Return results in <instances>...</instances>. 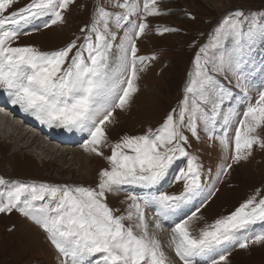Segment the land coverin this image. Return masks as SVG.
<instances>
[{
	"label": "snow or ice",
	"instance_id": "snow-or-ice-1",
	"mask_svg": "<svg viewBox=\"0 0 264 264\" xmlns=\"http://www.w3.org/2000/svg\"><path fill=\"white\" fill-rule=\"evenodd\" d=\"M17 3L0 0V89L43 124L86 131L85 152L105 157L107 146L111 154L95 186L13 182L0 191V213L16 210L39 226L57 264H230V246H264L261 190L198 231L191 227L203 219L198 213L218 191L215 184L257 146L264 149V21L255 13L227 15L195 53L182 99L161 125L112 143L107 128L116 110L130 106L146 62L156 59L140 55L137 41L150 30L149 17L161 15L158 0H98L91 26L81 29L83 43L77 37L51 51L16 41L38 19L47 18L45 28L63 23L75 0H29L14 8ZM125 24L131 27L120 38L117 29ZM218 125L233 134L217 137ZM201 131L219 140L223 162L200 206L180 217L182 207L205 191L203 166L189 151L190 137L201 139ZM181 158L186 168L174 180L183 182L182 190H159ZM7 183L0 178V185ZM125 186L141 191H128L122 208L111 207L108 195ZM172 217L167 246L175 259L158 236L161 220Z\"/></svg>",
	"mask_w": 264,
	"mask_h": 264
},
{
	"label": "rangeland",
	"instance_id": "rangeland-1",
	"mask_svg": "<svg viewBox=\"0 0 264 264\" xmlns=\"http://www.w3.org/2000/svg\"><path fill=\"white\" fill-rule=\"evenodd\" d=\"M97 2L98 0H75L65 13L63 23L45 28L43 24L47 18L38 19L25 26L24 31L28 34L21 35L16 43L21 46L31 45L42 51L59 49L77 37H81L78 43H83L81 29L91 26L93 9ZM158 2L161 15L149 17L150 30L137 41L140 55H154L156 59L146 62L148 66L140 74L138 81L139 91L134 95L130 106L125 110H116L115 122L107 128L109 141L112 143L123 135H140L148 128L156 129L161 125L166 115L171 109L176 108L182 99L189 73L193 70L195 53L200 46L208 42L214 29L227 15L236 11L245 14L255 13L258 19L264 21V0H158ZM27 3L29 0H18L14 8L23 7ZM132 19L136 20V17ZM130 27V24H125L122 30L117 29L120 38H123L124 32ZM165 27L177 31L163 34L156 32L157 28ZM30 125L40 131L38 125ZM78 131L88 137L86 131L79 129ZM225 131L229 135L233 134L231 128L226 129L218 125L215 135L219 137ZM186 134L190 136L189 133ZM38 135L41 136L39 133ZM200 135L199 140L190 137L189 151L198 157L199 163L203 166L202 180L205 191L189 202V204L195 202V206L187 215L195 211L206 198L207 190L212 187L224 156L218 139H209L203 131ZM12 139L13 137L11 139L0 137V178L8 182L6 185H0V191H5L13 182L95 186L99 170L109 167L105 157L111 154V150L107 146L103 148L105 157L89 154L87 162L90 164V174L80 175L79 162L69 159L70 155H65V158L55 155L54 158L48 153L50 151L41 152L34 144L14 153V149L22 143L27 145L28 142H24L29 139L21 140L17 144H14ZM45 143L47 147L54 146ZM51 149L58 151L56 147ZM59 150L64 151V154L68 152L61 147ZM181 168H186L185 158H181L173 165L159 190L169 193L181 191L183 182L174 180ZM215 188L218 189L216 194L198 213L203 219L194 221L191 225L194 232L198 231L205 221L211 223L218 216L234 210L256 190L264 192V149L257 146L253 155L248 160L235 164L229 175L215 184ZM128 191L139 192L141 189L125 186L124 190L110 193L109 205L122 208L121 202ZM189 204L183 207L188 208ZM147 211L148 214L154 212L152 207ZM31 227H35V230L28 232ZM48 251L52 252L50 257L56 261L58 254L55 248L47 240L46 233L32 220L16 210L11 213H0V264H47L49 257L44 256L45 258L41 259L42 257H37V253ZM229 251L230 264H264V246L254 245L248 249L230 246ZM172 258L175 259L173 253Z\"/></svg>",
	"mask_w": 264,
	"mask_h": 264
},
{
	"label": "bare ground",
	"instance_id": "bare-ground-1",
	"mask_svg": "<svg viewBox=\"0 0 264 264\" xmlns=\"http://www.w3.org/2000/svg\"><path fill=\"white\" fill-rule=\"evenodd\" d=\"M0 103L6 104V105H0L6 110L4 114L3 108L0 109V134L2 135L0 137L9 138V139L13 137L14 140L13 139L12 140L14 141V144L21 142V140L29 139L24 142V143L28 142L27 145L22 143L20 146L14 149L13 151L14 153L15 152L17 153V150L21 151L23 148H26L27 146H31L32 144H34L37 146V148H39L38 150H40L41 152H46L47 150L50 151L48 153H51L52 157L54 158L55 155H58L59 157L62 158H65V155H70L69 159L79 162L80 175L83 173L86 175L90 174V169H89L90 164L88 165L87 162V158L89 157L90 152L89 153L85 152L83 148V143L86 142L88 137H85V135L80 131H78V129L75 128L70 129L62 125H56V124L50 126L41 123L31 113L24 112L19 105H13L11 103V98L8 96L7 92L3 89H0ZM8 111L10 112V114L9 113L6 114V112ZM30 124H33L34 126L38 125L40 131L37 129V127H31ZM38 133L43 137L39 136ZM45 142L52 144V146L54 145L53 147H56L58 151L51 149L53 147L51 148L47 147ZM79 145L80 147H78ZM60 147L66 149L68 151L67 152L68 154L67 153L64 154L63 153L64 151L62 152V150H59ZM194 206H195V202H192L189 204L188 208L182 207V209L179 212V216L183 217L184 215H187L190 212L189 210H192ZM153 215L154 212L148 214L150 219L153 217ZM176 219L177 217H172L167 220L162 219L161 223L163 227L162 230H160L158 233V236L165 247V251L171 257L173 252L171 251V249L168 248L167 243L170 235V229L171 227L174 226V222ZM31 228H29L27 231L30 232V230L31 231L35 230V227H31ZM50 253L52 252L48 251L43 253H37V257L38 258L42 257L41 259L45 258L44 256L49 257L48 261H46L47 264H57V260L55 261L53 260V258L50 257ZM177 264H179L178 261Z\"/></svg>",
	"mask_w": 264,
	"mask_h": 264
}]
</instances>
